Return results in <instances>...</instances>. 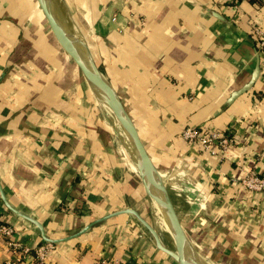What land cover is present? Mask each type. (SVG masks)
I'll return each mask as SVG.
<instances>
[{
  "label": "crops",
  "instance_id": "obj_1",
  "mask_svg": "<svg viewBox=\"0 0 264 264\" xmlns=\"http://www.w3.org/2000/svg\"><path fill=\"white\" fill-rule=\"evenodd\" d=\"M71 1L98 65L151 116L164 168L169 175L183 170L200 190L203 206L177 211L203 264H264V192L242 184L247 174L264 173V51L251 36L253 27L264 31V0ZM0 3V183L7 199L53 238L126 207L153 223L134 164L122 163L112 133L91 111L89 86L40 48L51 35L35 1ZM257 54V80L227 104L249 80ZM75 75L82 85H74ZM187 126L225 129L233 142L223 152L203 150L180 138ZM0 216L39 244L34 225L1 199ZM7 255L0 240V264ZM102 258L176 264L129 214L53 244L47 264ZM22 264L36 263L30 256Z\"/></svg>",
  "mask_w": 264,
  "mask_h": 264
},
{
  "label": "water",
  "instance_id": "obj_2",
  "mask_svg": "<svg viewBox=\"0 0 264 264\" xmlns=\"http://www.w3.org/2000/svg\"><path fill=\"white\" fill-rule=\"evenodd\" d=\"M34 1L46 21L51 35L49 41H43L39 44L40 48L48 56L49 49L52 50L54 52L53 56L61 64L71 68L90 87L89 90L96 100L101 97L113 106L114 112L123 118L130 129L134 139V148L128 156L134 163L143 189L151 202L154 210V223L144 219L137 210L126 207L97 218L70 235L53 238L46 233L40 220L10 203L0 183V199L4 206L14 215L34 225L41 240L51 244L76 238L88 231L93 225L113 216L129 214L149 233L154 246L169 256L176 264H203L182 227L176 205L170 193L168 171L164 168L158 151V135L151 116L128 89L121 86L98 65L86 40L71 32L64 24L56 9L54 0ZM67 42L74 45L76 50L84 57H90L89 61L85 62L77 54L79 58L75 55L72 58L66 45ZM259 73L260 65L257 54L255 66L249 80L241 87L234 89L227 97L226 103L230 104L237 97L249 91L257 80ZM131 117L136 119L139 130ZM145 145L150 148L149 154L146 152Z\"/></svg>",
  "mask_w": 264,
  "mask_h": 264
},
{
  "label": "built area",
  "instance_id": "obj_3",
  "mask_svg": "<svg viewBox=\"0 0 264 264\" xmlns=\"http://www.w3.org/2000/svg\"><path fill=\"white\" fill-rule=\"evenodd\" d=\"M114 20V19H113ZM251 34L259 39V48H264V31L258 27L251 29ZM180 138L189 145H198L203 150L225 151L230 147L233 140L232 137L224 130H208L199 126H187L180 134ZM168 173L169 188L176 190V195H184L186 201L191 206H203L202 194L196 189L192 182L185 177L183 170ZM243 186L251 192H264V173L263 174H247L242 180ZM0 240L6 245L8 255L4 264H22L28 257H33L36 264H47V256L53 244L41 241L35 246H31L23 240L14 226L6 222L0 216ZM96 264H126L120 259L102 258Z\"/></svg>",
  "mask_w": 264,
  "mask_h": 264
},
{
  "label": "rangeland",
  "instance_id": "obj_4",
  "mask_svg": "<svg viewBox=\"0 0 264 264\" xmlns=\"http://www.w3.org/2000/svg\"><path fill=\"white\" fill-rule=\"evenodd\" d=\"M2 0H0L1 2ZM5 1V0H4ZM70 1V2H69ZM66 2V3H65ZM1 4V3H0ZM64 6H66V8H64ZM73 4H72V1L71 0H56V7H57V11L59 13V16L60 18L62 19V21L64 22V24L68 27V29L75 33L76 35L80 36V32L79 30L77 29V17L74 15L73 13V9L72 7ZM0 15H1V12H0ZM81 37V36H80ZM87 42V41H86ZM95 58V57H94ZM77 76L75 75L74 77V82H75V86L77 85H82V80L81 78H76ZM84 85V84H83ZM75 94L76 91H75ZM92 96V97H91ZM90 97L92 99V104H91V111L93 112H97L99 114V116L101 117V119L104 120V123L105 125L109 128L110 132L112 133V137H113V143H114V146H115V150L117 152V155L119 157V159L122 161V163H124L127 167H130L128 162H132L130 157L127 155V152L126 150L124 149V146L122 145L121 143V140L116 136L115 132H114V129L112 127V124L110 123V121L107 119V116L105 115V113L103 112L102 108L100 107L98 101L94 98V95L91 93L90 94ZM134 175L135 177H137V179L140 180L139 183H141L142 185V182H141V179L137 173V171H134ZM143 188V186H142ZM140 190V188L138 189ZM144 191V189H143ZM177 191L176 190H173L170 188V193L172 195V198L174 200V203L176 205V208H177V205L178 207L180 208H186V207H190L191 206V203H189L188 201H186L184 195L182 194L181 196H178L176 195ZM145 193V192H144ZM176 195V196H175ZM178 196V198H177ZM139 198V197H138ZM144 201V200H143ZM145 204V205H144ZM140 202L137 203V206H140ZM147 206L149 207L151 205L150 203V200L148 198L147 195H145V203H142V206ZM152 207V206H151ZM152 211L154 212L153 208H151ZM152 222L154 223V213H153V220ZM164 238V237H163ZM165 240V239H164Z\"/></svg>",
  "mask_w": 264,
  "mask_h": 264
},
{
  "label": "bare ground",
  "instance_id": "obj_5",
  "mask_svg": "<svg viewBox=\"0 0 264 264\" xmlns=\"http://www.w3.org/2000/svg\"><path fill=\"white\" fill-rule=\"evenodd\" d=\"M57 9V7H56ZM70 56L74 58L73 56H81V58L84 59L85 62H88L90 57H84V55H81L75 48L74 45L67 42L66 43ZM77 54V55H76ZM78 57V56H77ZM79 58V57H78ZM90 88V87H89ZM101 105L104 107L105 112L108 114L111 120L112 127L118 136V138L121 140L122 145L124 146V149L127 152V155H130L131 151L134 148V139L132 138V134L128 126L126 125V122L123 120V118L119 115H117L114 112L113 106L105 99L98 97L97 99ZM134 164V163H133ZM135 166V165H134ZM136 168V167H135ZM137 170V169H136Z\"/></svg>",
  "mask_w": 264,
  "mask_h": 264
},
{
  "label": "trees",
  "instance_id": "obj_6",
  "mask_svg": "<svg viewBox=\"0 0 264 264\" xmlns=\"http://www.w3.org/2000/svg\"><path fill=\"white\" fill-rule=\"evenodd\" d=\"M251 36H252V38H253V40H254V46L256 47V49H258V50H260V51H264V48L263 49H261V48H259V46H258V42H259V39L258 38H256V37H254L252 34H251ZM42 240H40V242H41ZM39 242V243H40ZM126 264H128L127 262H125Z\"/></svg>",
  "mask_w": 264,
  "mask_h": 264
}]
</instances>
